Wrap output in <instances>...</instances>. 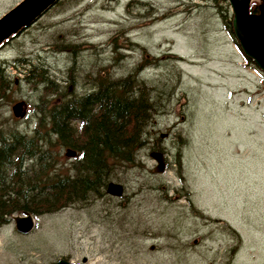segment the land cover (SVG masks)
Returning a JSON list of instances; mask_svg holds the SVG:
<instances>
[{
    "label": "rangeland",
    "instance_id": "374dc122",
    "mask_svg": "<svg viewBox=\"0 0 264 264\" xmlns=\"http://www.w3.org/2000/svg\"><path fill=\"white\" fill-rule=\"evenodd\" d=\"M21 1L0 0V17ZM132 1L138 3L128 11ZM221 2L228 8L229 2ZM215 5L214 0H63L13 46L0 50V60L30 57L44 62L59 79L68 75L66 66L73 55L83 74L76 80L82 83L96 58L103 64L113 58L116 45L126 55L120 63L123 74L141 60L143 47L163 59L144 76L156 82L171 77L175 87L173 102L157 121L168 147L165 170L156 171L160 163L149 151L143 161L153 174L143 170L122 175L127 186L122 196L129 197L132 211L118 222L126 225L113 227L106 215L117 212L121 197H113V202L110 198L106 206V200L95 199L84 207L35 218L37 226L28 235L16 231L12 220L0 230V264H52L62 258L76 264H264V76L245 62ZM128 35L131 42L125 40ZM69 44L79 48L62 53ZM171 52L182 58L181 63L165 62ZM21 96L32 104L37 99L26 86H15L0 101L2 131L14 127L15 121L22 129L33 126L31 106L25 107L23 119L12 114L19 102L13 100ZM178 144L183 147L181 168L174 164ZM68 150H62L63 164L74 160L65 156ZM156 182L190 192L195 206L211 218L194 220L187 215L180 229L189 235L179 243L185 247L200 241V256L189 258L188 249L194 253L189 245L187 253L178 256L168 238L137 235L141 225L137 232L134 225L141 219L147 227L158 223L167 230L174 225L173 215L182 214L176 207L183 205V214L189 213L184 199L172 206L158 204L151 192L148 197L138 195L139 188ZM227 225L238 237L230 236ZM230 247H237L233 258L226 252Z\"/></svg>",
    "mask_w": 264,
    "mask_h": 264
},
{
    "label": "trees",
    "instance_id": "16d2710c",
    "mask_svg": "<svg viewBox=\"0 0 264 264\" xmlns=\"http://www.w3.org/2000/svg\"><path fill=\"white\" fill-rule=\"evenodd\" d=\"M223 1L228 3L227 0L221 3ZM62 2L59 1L53 8ZM136 2H130L127 10L130 11ZM214 2L216 5L213 9L217 10L245 61L264 76L256 63L245 55L236 38L234 16L229 4L225 9L223 4H218V0ZM259 7V1H253L251 13L260 14ZM113 40L117 41L116 36ZM125 40L131 42L129 35ZM74 48H79V45L69 44L62 53L71 54ZM117 48L118 45L114 48L113 58H108L105 64L101 63V57L96 58L98 62L92 65L91 70L84 72L82 83L76 80L78 74H83L79 69L81 66L77 69L73 55H70L71 61L66 66L68 75L61 79L52 74L53 71L44 62L36 63L26 58L15 62L0 60V101L7 99L19 84L29 88L37 97L31 105L35 118L33 126L23 127V131L14 119V127L3 131L0 129V230L10 225L14 216L26 212L39 218L72 206L84 207L95 199L101 202L106 200L105 206L110 205V198L113 202V197L107 190L111 182L123 184L126 190L122 175L132 171L143 173V170H150L153 174V170L147 169L143 161L145 154L157 151L166 155L168 147L162 142L157 121L175 97V87L171 84L173 79L169 77V81L156 82L144 76L160 65L163 59L152 56L143 47L141 60L127 74H123L125 72L120 68V63L126 55ZM165 58L166 63L182 61L173 52ZM23 99L21 96L13 102ZM179 139L183 143L181 136ZM66 148L76 151L78 156L63 164L60 156ZM176 149L174 164L181 168L183 147L178 144ZM155 185L139 188L138 195L148 197L151 192L158 204L172 206H178V201L184 199L189 213L183 214V205L176 207L175 210L182 214L173 215L174 225L167 230L158 223L149 228L141 219L138 225H134L135 231L141 225V231H136L137 235L146 239L168 238L176 255L184 256L188 249L186 245H189L195 254L190 253L189 248L188 257L200 256L201 242L186 243L184 247L179 242L189 234H182L180 229L188 216L194 220L211 218L195 206L190 192L183 193L159 182ZM143 189L148 191L144 192ZM170 193L173 194L169 196ZM121 198L124 199L116 206L117 212L106 214L111 218L113 227L118 224L124 227L125 221H118L122 217H130L127 213L132 211V206H127L129 197L125 195ZM99 215L103 217V214ZM225 229L230 236L238 237L237 232L228 225ZM237 247L227 249L228 258H233Z\"/></svg>",
    "mask_w": 264,
    "mask_h": 264
},
{
    "label": "water",
    "instance_id": "95a60500",
    "mask_svg": "<svg viewBox=\"0 0 264 264\" xmlns=\"http://www.w3.org/2000/svg\"><path fill=\"white\" fill-rule=\"evenodd\" d=\"M59 0H23L0 18V45L37 22ZM233 16L236 38L245 53L251 58L258 68L264 72V0L260 5L261 14H252L250 5L253 0H228ZM25 102L17 103L13 107L14 115L18 118L24 116ZM66 156L75 158L77 152L68 150ZM150 157L156 159L160 165L156 169L158 173L165 170L164 155L161 152H152ZM112 197H122L124 187L119 183L111 182L107 190ZM16 230L28 235L36 227V219L29 212L13 217ZM84 262H86L84 260ZM54 264H75L66 259H60Z\"/></svg>",
    "mask_w": 264,
    "mask_h": 264
},
{
    "label": "flooded vegetation",
    "instance_id": "af4514ba",
    "mask_svg": "<svg viewBox=\"0 0 264 264\" xmlns=\"http://www.w3.org/2000/svg\"><path fill=\"white\" fill-rule=\"evenodd\" d=\"M30 28L23 30L19 35H17L16 37L11 38L2 48H7L9 46H13V41L16 40V39H18V38H20L21 36H23L25 32H27V31L30 30ZM26 60H33V59H31L30 57H26ZM39 62H41V61H39ZM26 103H27L28 108H30V106L32 104L31 103V99L30 98H27L26 99ZM25 120H27V118Z\"/></svg>",
    "mask_w": 264,
    "mask_h": 264
},
{
    "label": "bare ground",
    "instance_id": "6f19581e",
    "mask_svg": "<svg viewBox=\"0 0 264 264\" xmlns=\"http://www.w3.org/2000/svg\"><path fill=\"white\" fill-rule=\"evenodd\" d=\"M72 98V97H71ZM44 99V98H43ZM75 99V98H74ZM45 100V99H44ZM48 104V103H47ZM36 110V109H35ZM168 112V111H167ZM31 118V117H30ZM22 121V120H21ZM78 126V125H77ZM38 129V128H37ZM53 135V134H52ZM165 148V147H164ZM167 149V148H166ZM168 150V149H167ZM62 162V161H61ZM139 162H141V161H139ZM141 164V163H140ZM69 167V166H68ZM197 241V240H196ZM197 243H198V241H197Z\"/></svg>",
    "mask_w": 264,
    "mask_h": 264
}]
</instances>
